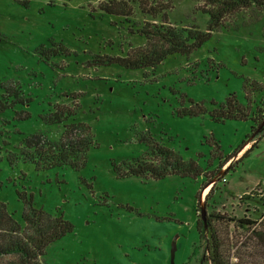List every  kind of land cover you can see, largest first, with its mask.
<instances>
[{
    "label": "rangeland",
    "instance_id": "obj_1",
    "mask_svg": "<svg viewBox=\"0 0 264 264\" xmlns=\"http://www.w3.org/2000/svg\"><path fill=\"white\" fill-rule=\"evenodd\" d=\"M108 1H130L133 15L102 12ZM148 2L169 8L154 18L139 0H30L28 7L0 0V205L24 228L18 194H26L35 209L73 226L47 248L44 264H207L196 209L201 216L212 187L207 214L264 218V130L251 149L250 120L211 117L212 103L232 95L251 111L262 101L264 92H254L249 103L244 86L264 85V12L237 14L201 48L169 56L154 71L95 66L96 57L124 58L145 46L140 30L164 16L174 26L207 29L209 16L194 0ZM57 105L77 108L73 120L89 127L95 148L80 170L37 172L16 158L30 136L62 139L71 120L45 121ZM148 135L204 174L118 177L117 166L148 151ZM205 174L225 183L204 188Z\"/></svg>",
    "mask_w": 264,
    "mask_h": 264
},
{
    "label": "trees",
    "instance_id": "obj_2",
    "mask_svg": "<svg viewBox=\"0 0 264 264\" xmlns=\"http://www.w3.org/2000/svg\"><path fill=\"white\" fill-rule=\"evenodd\" d=\"M16 1L28 7L30 0ZM194 1L200 3L197 9L209 16L206 31H200L196 27L174 26L168 23L164 16L159 24L145 23L140 30L139 33L146 39L145 46L130 49L124 58L96 57L93 64L95 66L117 65L133 71H154L169 56L188 55L201 48L210 39L212 33L224 28L237 14L248 11L253 15H258L264 12V0ZM129 3L130 1H108L100 3L99 9L109 15L129 18L133 15V9ZM139 4L143 14H150L154 18L169 8L163 4H149L148 0H139ZM244 89L250 103L254 92H264V85L246 82ZM71 98L76 99L75 96ZM212 106L214 109L211 117L215 122L250 120L252 122L250 143H253L264 130V97L255 111L242 105L235 95L228 97L223 103H212ZM55 108V113L45 119L48 124H65L71 120L70 124L64 125L62 139L52 142L43 135L30 136L25 139L20 158L16 160L31 164L37 172L64 167L75 171L80 170L86 164L89 151L95 148L94 138L88 126L74 122L76 107L57 105ZM203 112L199 108V114ZM197 113L189 112L190 115ZM145 142L149 145L148 151L140 159L117 166L115 172L118 177L161 180L168 176H180L196 179L204 174L196 162L183 161L178 154L160 146L149 135L145 138ZM257 143L258 141L252 145L251 149ZM245 146L246 144L241 150ZM250 150L240 160L245 158ZM232 157L224 161L228 162ZM223 166L224 162H221L220 170ZM206 176L208 182L203 186L204 188L211 183L215 186L217 184L215 180L218 182L224 179L218 174ZM214 191L212 187L206 195L203 208L208 207ZM18 195L27 207L22 216L24 228L4 205H0V264H44L42 258L47 248L71 233L73 226L61 215L53 216L44 210L35 209L32 205V198L27 197L26 194ZM200 195L198 196L199 203ZM198 209L199 205L196 209L197 230L200 245L203 240L205 241L206 255L203 259L207 264H264V218L260 222L249 219L235 220L225 214L212 212L206 213L204 224L200 221L201 216L198 215Z\"/></svg>",
    "mask_w": 264,
    "mask_h": 264
},
{
    "label": "water",
    "instance_id": "obj_3",
    "mask_svg": "<svg viewBox=\"0 0 264 264\" xmlns=\"http://www.w3.org/2000/svg\"><path fill=\"white\" fill-rule=\"evenodd\" d=\"M258 131H260V130H258ZM208 186H206V187H208ZM201 219H202V222L205 224V222H206V212L204 211L203 207H202V210H201Z\"/></svg>",
    "mask_w": 264,
    "mask_h": 264
},
{
    "label": "crops",
    "instance_id": "obj_4",
    "mask_svg": "<svg viewBox=\"0 0 264 264\" xmlns=\"http://www.w3.org/2000/svg\"><path fill=\"white\" fill-rule=\"evenodd\" d=\"M251 144H253V143H250V145H251ZM243 150H245V149H243ZM243 150H241V151H243ZM238 157H239V156H238ZM223 183H225V182H223Z\"/></svg>",
    "mask_w": 264,
    "mask_h": 264
},
{
    "label": "built area",
    "instance_id": "obj_5",
    "mask_svg": "<svg viewBox=\"0 0 264 264\" xmlns=\"http://www.w3.org/2000/svg\"><path fill=\"white\" fill-rule=\"evenodd\" d=\"M222 181L225 182V179H223Z\"/></svg>",
    "mask_w": 264,
    "mask_h": 264
}]
</instances>
